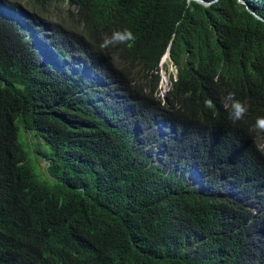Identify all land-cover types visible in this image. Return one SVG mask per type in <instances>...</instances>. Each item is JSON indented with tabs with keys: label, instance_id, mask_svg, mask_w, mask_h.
<instances>
[{
	"label": "trees",
	"instance_id": "trees-1",
	"mask_svg": "<svg viewBox=\"0 0 264 264\" xmlns=\"http://www.w3.org/2000/svg\"><path fill=\"white\" fill-rule=\"evenodd\" d=\"M200 1L0 0V264H264V0Z\"/></svg>",
	"mask_w": 264,
	"mask_h": 264
},
{
	"label": "clouds",
	"instance_id": "clouds-1",
	"mask_svg": "<svg viewBox=\"0 0 264 264\" xmlns=\"http://www.w3.org/2000/svg\"><path fill=\"white\" fill-rule=\"evenodd\" d=\"M135 41H136V35L130 29L124 28L123 30L113 31L110 36L104 35L102 37L101 42L99 43V49L101 51H105L117 45H125L128 48H132L134 46ZM160 67L162 68L161 64H160ZM170 84L171 82H170V76H169V84H167L166 86L167 90L164 92L163 96L169 90ZM190 97H191V92L185 93V98H190ZM223 100H224V103L229 107L228 120L232 124H235L238 121L242 120L244 116L247 114L248 109L245 107L243 103H241L239 100L236 99L235 93L228 92L227 95L224 96ZM204 106L206 108H213L214 103L212 100L208 99L204 101ZM254 130H256V137L259 141L258 148L264 152V149L260 147V143L261 142L264 143V117L257 118L256 127H254Z\"/></svg>",
	"mask_w": 264,
	"mask_h": 264
},
{
	"label": "rangeland",
	"instance_id": "rangeland-1",
	"mask_svg": "<svg viewBox=\"0 0 264 264\" xmlns=\"http://www.w3.org/2000/svg\"><path fill=\"white\" fill-rule=\"evenodd\" d=\"M25 3V2H24ZM169 64V60L166 61L165 65ZM165 65L161 68V72L165 73L166 78L168 79L167 84H169V75L173 78L176 77L177 70L175 67L170 63L169 64V72L167 74L165 70ZM163 70V71H162ZM162 78V76H161ZM165 85H158V93L162 97L164 92L167 90ZM19 127V142H21L25 146V150L28 155V160L33 167V171L35 175L40 179V181L46 183V185L50 188L56 185V180L50 177L47 173V160H45V156L51 153V148L46 142L39 137H36L34 133H29L18 123ZM260 147L264 149V143H260ZM40 152V153H38ZM159 151L158 153H160ZM40 154V155H39Z\"/></svg>",
	"mask_w": 264,
	"mask_h": 264
},
{
	"label": "water",
	"instance_id": "water-1",
	"mask_svg": "<svg viewBox=\"0 0 264 264\" xmlns=\"http://www.w3.org/2000/svg\"><path fill=\"white\" fill-rule=\"evenodd\" d=\"M193 1H198V2H200V3H202V4L210 5V3H208V2H204V1H200V0H193ZM238 1H239L241 4L246 5L245 2H243L242 0H238ZM252 13H253V15H254L257 19H259V20H261V21L264 22V19H263V18H261L260 16H258V15L255 14L254 12H252ZM166 60H170V61H171L169 50L167 51L166 55H165L164 58L162 59L161 64H162L163 62H165Z\"/></svg>",
	"mask_w": 264,
	"mask_h": 264
},
{
	"label": "bare ground",
	"instance_id": "bare-ground-1",
	"mask_svg": "<svg viewBox=\"0 0 264 264\" xmlns=\"http://www.w3.org/2000/svg\"><path fill=\"white\" fill-rule=\"evenodd\" d=\"M165 63H166V61L161 64L162 68H163V66H164ZM161 76H162V78H161L160 83H161V85H165L167 83V81H168L167 78H166L165 73L164 72L163 73L161 72Z\"/></svg>",
	"mask_w": 264,
	"mask_h": 264
}]
</instances>
